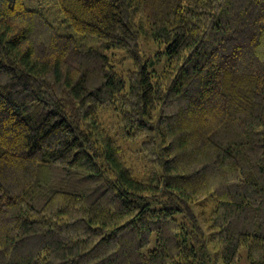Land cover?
Listing matches in <instances>:
<instances>
[{"label":"trees","instance_id":"trees-1","mask_svg":"<svg viewBox=\"0 0 264 264\" xmlns=\"http://www.w3.org/2000/svg\"><path fill=\"white\" fill-rule=\"evenodd\" d=\"M47 1L0 0V264H264V0Z\"/></svg>","mask_w":264,"mask_h":264},{"label":"rangeland","instance_id":"rangeland-1","mask_svg":"<svg viewBox=\"0 0 264 264\" xmlns=\"http://www.w3.org/2000/svg\"><path fill=\"white\" fill-rule=\"evenodd\" d=\"M51 2L52 1L48 0L47 3L35 7L41 12H43L47 16V18L59 28L62 34H74V32L70 28H67L66 24L64 23L63 16L59 12L58 7L52 4ZM75 37L77 38V40H79L78 36L75 35ZM80 41V44L85 46L98 45L96 38L80 39ZM158 50H160V47L150 41L144 42L142 44V52H144L146 55H152L155 51L157 52ZM107 54L116 60V62L118 63L117 67L120 70L127 71L129 69H132L133 63L124 50L110 48L107 50ZM165 63V56L157 57V55H154L153 61L148 65V68L151 71L160 72L164 69ZM213 206V199L208 198L205 201L200 202V204L194 208L198 221L204 230L207 229L206 221L208 219L209 212L211 211ZM211 246L213 249V245ZM213 252H215L214 249ZM242 259H245V256ZM242 262L243 260L241 261V263Z\"/></svg>","mask_w":264,"mask_h":264}]
</instances>
